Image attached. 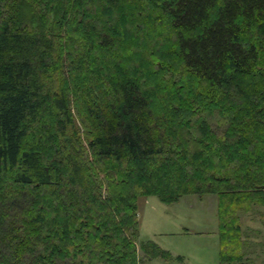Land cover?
<instances>
[{"label":"trees","instance_id":"obj_1","mask_svg":"<svg viewBox=\"0 0 264 264\" xmlns=\"http://www.w3.org/2000/svg\"><path fill=\"white\" fill-rule=\"evenodd\" d=\"M189 194L217 197L219 264H244L264 0H0V264H141L139 198Z\"/></svg>","mask_w":264,"mask_h":264},{"label":"rangeland","instance_id":"obj_2","mask_svg":"<svg viewBox=\"0 0 264 264\" xmlns=\"http://www.w3.org/2000/svg\"><path fill=\"white\" fill-rule=\"evenodd\" d=\"M217 204L213 194H189L169 204L154 195L139 198L137 246L141 264H219ZM241 220L243 238L249 239L246 242L264 237L263 206L244 214ZM147 240L168 251L172 258L145 257L139 244ZM254 249L258 253V247Z\"/></svg>","mask_w":264,"mask_h":264},{"label":"crops","instance_id":"obj_3","mask_svg":"<svg viewBox=\"0 0 264 264\" xmlns=\"http://www.w3.org/2000/svg\"><path fill=\"white\" fill-rule=\"evenodd\" d=\"M264 237L260 238H256L254 237L253 242L250 244L249 239H245V241L243 242V250L242 253L244 255V263L245 264H264ZM246 240L248 242H246ZM255 247H258V253L254 252L255 251ZM253 251L251 253V250ZM260 249V250H259ZM263 249V250H262ZM251 253V256H250Z\"/></svg>","mask_w":264,"mask_h":264}]
</instances>
